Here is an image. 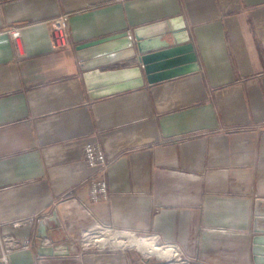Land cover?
Masks as SVG:
<instances>
[{
    "label": "crops",
    "instance_id": "crops-1",
    "mask_svg": "<svg viewBox=\"0 0 264 264\" xmlns=\"http://www.w3.org/2000/svg\"><path fill=\"white\" fill-rule=\"evenodd\" d=\"M174 16L201 70L91 100L76 46ZM90 144L111 159L95 202ZM259 198L264 0H0V238L39 237V222L14 225L25 217L59 220L8 261L0 241V264H132L136 236L167 263L254 264ZM42 240L71 254L40 256Z\"/></svg>",
    "mask_w": 264,
    "mask_h": 264
},
{
    "label": "water",
    "instance_id": "water-1",
    "mask_svg": "<svg viewBox=\"0 0 264 264\" xmlns=\"http://www.w3.org/2000/svg\"><path fill=\"white\" fill-rule=\"evenodd\" d=\"M76 53L91 100L201 70L183 16L78 44ZM50 221L57 223L51 230L59 229L58 214L53 213L39 221V237L48 236ZM37 251L48 257L71 254L66 245L40 244ZM252 252L254 264H264V198L255 204Z\"/></svg>",
    "mask_w": 264,
    "mask_h": 264
},
{
    "label": "built area",
    "instance_id": "built-area-1",
    "mask_svg": "<svg viewBox=\"0 0 264 264\" xmlns=\"http://www.w3.org/2000/svg\"><path fill=\"white\" fill-rule=\"evenodd\" d=\"M69 20V15H63L52 22V29L54 33L55 40L60 46H67L68 44V31H67V23ZM84 158L86 159L88 165L95 169L93 186H92V199L95 201H99L102 196H106L108 194V186L107 181L103 177L106 173L107 169L111 164V159L107 156L104 149L98 144H90L85 147L84 150ZM48 215H35L31 217H25L21 220L14 222V225L18 226L27 221H32L38 223L41 219H45ZM3 250L5 261L9 260V256L12 248L18 247L19 245L23 248H29L31 245H37L39 241V237L36 233L30 239L25 240H17L10 236H1L0 238ZM43 245L45 243L49 244V240H42Z\"/></svg>",
    "mask_w": 264,
    "mask_h": 264
},
{
    "label": "rangeland",
    "instance_id": "rangeland-1",
    "mask_svg": "<svg viewBox=\"0 0 264 264\" xmlns=\"http://www.w3.org/2000/svg\"><path fill=\"white\" fill-rule=\"evenodd\" d=\"M139 239L145 240V243H151L152 236H136ZM155 242V241H154ZM144 246H138L136 244L130 245V248H127L129 253L132 255V264H173L178 262L176 260H169V262L163 261L162 258H168L170 254H164L161 249H153L151 244H145ZM156 244V243H155ZM150 245V246H149ZM148 247V248H147ZM158 247V246H157ZM152 248V249H151Z\"/></svg>",
    "mask_w": 264,
    "mask_h": 264
},
{
    "label": "bare ground",
    "instance_id": "bare-ground-1",
    "mask_svg": "<svg viewBox=\"0 0 264 264\" xmlns=\"http://www.w3.org/2000/svg\"><path fill=\"white\" fill-rule=\"evenodd\" d=\"M131 238H132V237H131ZM117 241H118V240H117ZM120 241H121V240H120ZM128 243H129V244H134V243H135V244H136V243L139 244V243H140V239H138V238H132L130 241H128ZM143 243H145V242H143ZM152 243H153V241H152ZM143 246H144V244H143ZM145 246H146V245H145ZM145 246H144V247H145ZM149 246H150V245H149ZM152 247H153V246H152ZM147 248H148V247H147ZM157 248H158V247H157ZM173 264H180V263H179V261H178V262H174Z\"/></svg>",
    "mask_w": 264,
    "mask_h": 264
}]
</instances>
